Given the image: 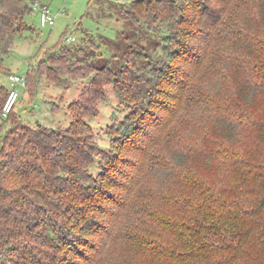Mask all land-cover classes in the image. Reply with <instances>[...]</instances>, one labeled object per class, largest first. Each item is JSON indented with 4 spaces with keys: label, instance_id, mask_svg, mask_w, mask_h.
Returning <instances> with one entry per match:
<instances>
[{
    "label": "trees",
    "instance_id": "16d2710c",
    "mask_svg": "<svg viewBox=\"0 0 264 264\" xmlns=\"http://www.w3.org/2000/svg\"><path fill=\"white\" fill-rule=\"evenodd\" d=\"M240 1L132 0L122 12L163 46L132 56L131 44L126 55L141 58V65L94 69L69 105L65 129L11 123L0 145V264H76L78 252L87 251L84 243L109 227L116 208L131 206L126 196L148 176L157 190L176 183L179 189L156 194L162 210L134 204L136 218L146 213L154 225L144 237L137 229L127 233L147 264H264V0L253 3L252 13ZM30 10L25 0H0V61ZM218 41L235 51L222 60L234 75L233 91L206 98L214 113L199 139L175 144L169 162L148 158L157 144L152 125L162 118L152 104L168 107L152 89L172 99L158 82L168 76L184 82L186 64L199 65ZM181 58L185 64L173 63ZM107 85L126 112L104 149L89 118L99 113ZM14 111L4 117L7 123Z\"/></svg>",
    "mask_w": 264,
    "mask_h": 264
},
{
    "label": "rangeland",
    "instance_id": "374dc122",
    "mask_svg": "<svg viewBox=\"0 0 264 264\" xmlns=\"http://www.w3.org/2000/svg\"><path fill=\"white\" fill-rule=\"evenodd\" d=\"M25 1L29 3L31 10L22 22L24 30L18 33L12 50L0 61V145L14 120L31 126L41 124L48 128L65 129L72 120L69 105L96 75L94 69H102L105 64H110L114 70H120L127 62L141 65V58L134 59L126 55L131 44L134 46L132 56L135 50L141 51L144 48L148 54H153L157 48L163 46L160 39L146 33L148 31L142 23L129 19L122 12L132 0ZM255 1L241 0L240 3L252 13L256 9L253 6ZM35 3L49 7L56 16L54 25L40 24V14L34 6ZM68 37H74L75 40ZM225 46L226 44L218 41L210 46L208 56H203L199 65L186 64L185 72L181 71V76L186 79L184 82H181L182 78L170 79L169 76L159 81L158 84L163 85L174 96L172 99L163 97L152 89L154 98H159L160 103L163 102L162 107H168L160 109L155 107L156 103L152 104L162 118L159 125H152L157 144L150 149L148 158H155L157 155L160 161L169 162L175 144L186 146L203 135L214 113L211 102L206 98L217 93L225 96L235 86L234 75L224 69L225 64L222 61L224 54L235 55V51H228ZM179 49L184 51L183 47ZM176 50L177 47L174 51ZM173 63L183 65L186 61L181 58ZM172 70L174 68L170 67V71ZM11 73L26 78L28 76L29 85L26 88L15 86L20 94L14 107L16 111L10 115L7 123L6 118H2L1 111L9 91L14 88L9 80ZM105 90L106 97L99 106V113L89 118V121L95 139L102 148L108 149L110 139L107 134L114 125L122 121L126 110L121 105L113 85H107ZM201 92L206 95L203 96ZM259 113L264 115V109H259ZM137 159L141 161L144 157L138 155ZM217 174L220 173L215 175ZM144 181L132 193L131 200L126 196V200L132 201L131 206L116 208V215L109 222V227L96 229L99 235L92 237L91 244L84 243L85 247L88 246L87 251L78 252L76 264L148 263L147 256L143 257L139 249V244L128 234L130 230L137 229L138 235L144 237L150 233L145 229H154V225L147 223L144 216L146 213H143V221L136 218L134 204L145 201L162 210L163 200L156 199V194L161 196L166 190H178L179 183L169 188L160 185L159 188L166 189L160 191L155 189V180L151 176ZM124 190L119 189L118 193L123 194Z\"/></svg>",
    "mask_w": 264,
    "mask_h": 264
},
{
    "label": "built area",
    "instance_id": "2783aa9c",
    "mask_svg": "<svg viewBox=\"0 0 264 264\" xmlns=\"http://www.w3.org/2000/svg\"><path fill=\"white\" fill-rule=\"evenodd\" d=\"M34 6L36 8H38V10H39L40 24L42 26H48V25H54L55 24L56 16L52 14V12L48 6L41 5L39 3H35ZM68 38L69 39L72 38L71 39L72 41L75 40L74 37H68ZM9 80L11 82V85L14 86V88H12L9 91V96H8L4 106L2 108L1 115L3 117L9 116V114L13 111L15 104L19 98L20 92L18 90H16L15 86L20 85V86H23L26 88L28 85L27 78L23 75H20V74L11 73V75L9 76Z\"/></svg>",
    "mask_w": 264,
    "mask_h": 264
}]
</instances>
